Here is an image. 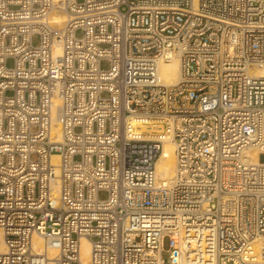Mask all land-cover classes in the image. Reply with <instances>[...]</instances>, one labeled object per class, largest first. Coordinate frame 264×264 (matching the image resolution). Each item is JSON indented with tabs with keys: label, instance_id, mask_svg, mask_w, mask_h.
<instances>
[{
	"label": "built area",
	"instance_id": "2783aa9c",
	"mask_svg": "<svg viewBox=\"0 0 264 264\" xmlns=\"http://www.w3.org/2000/svg\"><path fill=\"white\" fill-rule=\"evenodd\" d=\"M263 68L264 0H0V264H264Z\"/></svg>",
	"mask_w": 264,
	"mask_h": 264
},
{
	"label": "bare ground",
	"instance_id": "6f19581e",
	"mask_svg": "<svg viewBox=\"0 0 264 264\" xmlns=\"http://www.w3.org/2000/svg\"><path fill=\"white\" fill-rule=\"evenodd\" d=\"M254 74L264 76V68L255 70ZM159 77L160 81L165 84L178 82L179 58L177 56L172 57L170 62L161 63L159 65ZM135 126L140 127L143 131H146V129H154L156 131L158 128L162 127V124L155 120H147L143 122H136ZM53 158L57 159V156H54ZM254 162L258 163L257 158H254ZM157 173L163 181L171 180L175 175L174 146L170 142H166L164 145L163 154L157 163ZM36 241L38 243L37 246L41 247V240L36 238ZM253 245L259 256V260L264 262V239L255 240ZM81 254L84 263L87 264L90 256V244L85 238L81 240Z\"/></svg>",
	"mask_w": 264,
	"mask_h": 264
},
{
	"label": "rangeland",
	"instance_id": "374dc122",
	"mask_svg": "<svg viewBox=\"0 0 264 264\" xmlns=\"http://www.w3.org/2000/svg\"><path fill=\"white\" fill-rule=\"evenodd\" d=\"M35 43H37V40H36V39H35ZM8 65H9V66H12V65H13V61H12V60H9V61H8ZM103 67H104V68H107V67H108V62H104V63H103ZM99 196H100L101 199H106V198H107V193H106V192H101ZM164 258H165L166 260L168 259V255H167V253L164 254Z\"/></svg>",
	"mask_w": 264,
	"mask_h": 264
},
{
	"label": "water",
	"instance_id": "95a60500",
	"mask_svg": "<svg viewBox=\"0 0 264 264\" xmlns=\"http://www.w3.org/2000/svg\"><path fill=\"white\" fill-rule=\"evenodd\" d=\"M262 160L264 161V158Z\"/></svg>",
	"mask_w": 264,
	"mask_h": 264
}]
</instances>
